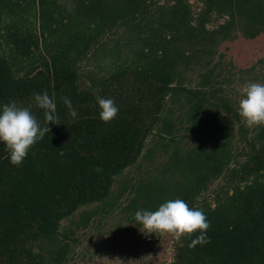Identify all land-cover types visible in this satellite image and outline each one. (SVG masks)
Segmentation results:
<instances>
[{"label": "trees", "instance_id": "obj_1", "mask_svg": "<svg viewBox=\"0 0 264 264\" xmlns=\"http://www.w3.org/2000/svg\"><path fill=\"white\" fill-rule=\"evenodd\" d=\"M263 32L264 0H0V109L15 101L45 127L33 96L47 92L60 123L19 167L0 143V264H65L99 217L138 226L137 211L177 198L210 227L194 248L199 233L176 240L170 264H264V126L246 128L223 89L232 75L264 84V58L214 61ZM104 38L114 47L90 63ZM98 90L119 108L107 124Z\"/></svg>", "mask_w": 264, "mask_h": 264}, {"label": "clouds", "instance_id": "obj_2", "mask_svg": "<svg viewBox=\"0 0 264 264\" xmlns=\"http://www.w3.org/2000/svg\"><path fill=\"white\" fill-rule=\"evenodd\" d=\"M98 92L99 90L95 93V100L100 110L99 118L107 124L116 118L119 108L114 99L104 98ZM240 92L242 98L239 101L238 115L241 122L248 129L264 126V84L247 83ZM33 100L35 106L44 111L47 125L45 127H41L29 107H20L15 101L3 105L0 109V143L5 145L10 156V163L14 167H19L29 150L50 132L49 124H60L56 115V104L47 92L34 94ZM63 103L69 109V115L75 118L77 112L70 98H63ZM135 220L142 225L147 234L169 235L177 241L185 237L191 239L193 235L199 233L195 239H191L190 248L208 242L206 232L210 222L205 213L202 209L190 208L184 200L179 198L168 200L155 211H137ZM109 261L112 264H124V261L119 258ZM135 262L137 261L129 260L128 264H135Z\"/></svg>", "mask_w": 264, "mask_h": 264}, {"label": "rangeland", "instance_id": "obj_3", "mask_svg": "<svg viewBox=\"0 0 264 264\" xmlns=\"http://www.w3.org/2000/svg\"><path fill=\"white\" fill-rule=\"evenodd\" d=\"M153 1L163 3L165 0ZM109 39L114 40V36H110ZM109 39L104 38L101 40L99 47H97L96 55L91 58L90 63L93 60H98L95 57L101 55L100 49L104 43L106 53L109 50V46L110 50H112L114 42ZM261 58H264V32L254 39L237 37L230 42L220 44L214 56V61H220L223 67H228L226 64L230 62L231 65L235 66V72H237L240 69L243 70L254 65ZM84 65L85 63L81 62L80 71H83ZM261 67H264L263 62L257 66V68ZM239 76L232 75V83L223 86L231 102L237 103L240 101L242 98L240 89L245 84L258 83L251 80L252 76L249 74ZM194 77L195 75H192L193 79ZM180 134L183 137L188 136V132H181ZM148 168L146 167L142 170H147ZM125 172L129 173V176L139 173L136 165L130 167L127 171L125 170L121 176L122 178L127 177ZM118 181H120L119 178ZM118 215L121 217L122 214L115 210L105 216V218L104 216L99 217L101 218L99 222L90 223L91 226L87 229L77 231L75 237L78 241L72 245L65 264H112L109 260L116 258L123 260L124 264H128L129 260L137 261L135 264H170L173 244L176 241L173 237L169 235L162 236L158 233L147 234L142 225L136 226L135 223L129 221H119ZM69 221H61L60 232L67 230L66 232L68 233L71 229Z\"/></svg>", "mask_w": 264, "mask_h": 264}]
</instances>
